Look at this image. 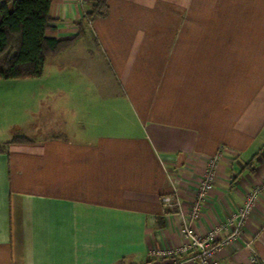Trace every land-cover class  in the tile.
<instances>
[{
    "label": "crops",
    "instance_id": "crops-1",
    "mask_svg": "<svg viewBox=\"0 0 264 264\" xmlns=\"http://www.w3.org/2000/svg\"><path fill=\"white\" fill-rule=\"evenodd\" d=\"M108 5L82 22L89 0H52L47 34L82 36L39 77L0 80V264L185 261L161 197L175 190L189 210L216 156L193 229L205 235L259 189L214 257L264 264V0Z\"/></svg>",
    "mask_w": 264,
    "mask_h": 264
},
{
    "label": "trees",
    "instance_id": "trees-1",
    "mask_svg": "<svg viewBox=\"0 0 264 264\" xmlns=\"http://www.w3.org/2000/svg\"><path fill=\"white\" fill-rule=\"evenodd\" d=\"M83 21L104 17L108 0H89ZM52 0H0V79L20 80L37 78L42 74L47 59L57 56L82 36L78 33L68 39L47 34L54 27L51 17ZM26 139L14 136L12 141Z\"/></svg>",
    "mask_w": 264,
    "mask_h": 264
},
{
    "label": "built area",
    "instance_id": "built-area-1",
    "mask_svg": "<svg viewBox=\"0 0 264 264\" xmlns=\"http://www.w3.org/2000/svg\"><path fill=\"white\" fill-rule=\"evenodd\" d=\"M217 159V156L207 159L197 184L195 198L189 210L186 211L182 207L179 195L175 190L171 195L161 197L162 204L171 210L175 209V214L180 221L182 243L175 254L184 253L189 255L185 261L169 260L165 264H186V262L191 264H218L214 257L216 251L220 250L221 247L231 245L232 241L240 235V230L252 210L259 189H255L248 195L242 208L235 214L216 225L205 235H198L193 229V223L199 217L201 203L211 189ZM222 231L226 232L225 235L217 240Z\"/></svg>",
    "mask_w": 264,
    "mask_h": 264
},
{
    "label": "rangeland",
    "instance_id": "rangeland-1",
    "mask_svg": "<svg viewBox=\"0 0 264 264\" xmlns=\"http://www.w3.org/2000/svg\"><path fill=\"white\" fill-rule=\"evenodd\" d=\"M1 80V79H0ZM3 81H8V80H3ZM1 82V81H0ZM6 102H7V104L9 103V102H11V99H10V97L8 96L7 98H6ZM31 104V106H40L39 104H37V103H30ZM10 105H11V103H9L8 105H7V107L9 106V108H10ZM5 117L6 116H4V118H0V124L2 125V123H4L5 122ZM68 125H69V128H71V131H76L78 128H74L73 126L74 125H72V127L70 126V123H68Z\"/></svg>",
    "mask_w": 264,
    "mask_h": 264
}]
</instances>
